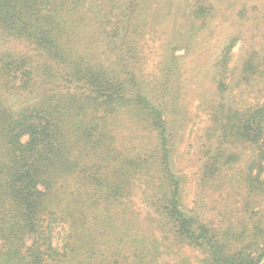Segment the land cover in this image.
Listing matches in <instances>:
<instances>
[{
	"label": "trees",
	"instance_id": "16d2710c",
	"mask_svg": "<svg viewBox=\"0 0 264 264\" xmlns=\"http://www.w3.org/2000/svg\"><path fill=\"white\" fill-rule=\"evenodd\" d=\"M264 0H0V264H257Z\"/></svg>",
	"mask_w": 264,
	"mask_h": 264
},
{
	"label": "water",
	"instance_id": "95a60500",
	"mask_svg": "<svg viewBox=\"0 0 264 264\" xmlns=\"http://www.w3.org/2000/svg\"><path fill=\"white\" fill-rule=\"evenodd\" d=\"M257 264H264V256L261 258V260Z\"/></svg>",
	"mask_w": 264,
	"mask_h": 264
},
{
	"label": "rangeland",
	"instance_id": "374dc122",
	"mask_svg": "<svg viewBox=\"0 0 264 264\" xmlns=\"http://www.w3.org/2000/svg\"><path fill=\"white\" fill-rule=\"evenodd\" d=\"M261 260V259H260Z\"/></svg>",
	"mask_w": 264,
	"mask_h": 264
}]
</instances>
